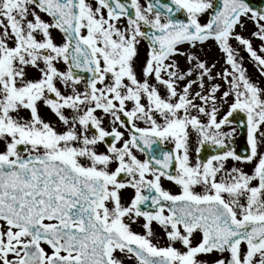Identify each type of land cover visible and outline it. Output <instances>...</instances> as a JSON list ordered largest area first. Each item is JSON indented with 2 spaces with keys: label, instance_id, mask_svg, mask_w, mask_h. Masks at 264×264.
<instances>
[{
  "label": "snow or ice",
  "instance_id": "obj_1",
  "mask_svg": "<svg viewBox=\"0 0 264 264\" xmlns=\"http://www.w3.org/2000/svg\"><path fill=\"white\" fill-rule=\"evenodd\" d=\"M0 264H264V0H0Z\"/></svg>",
  "mask_w": 264,
  "mask_h": 264
},
{
  "label": "rangeland",
  "instance_id": "obj_2",
  "mask_svg": "<svg viewBox=\"0 0 264 264\" xmlns=\"http://www.w3.org/2000/svg\"><path fill=\"white\" fill-rule=\"evenodd\" d=\"M247 67H248L249 74L252 75L254 78H256L258 74L256 73L254 66L249 63Z\"/></svg>",
  "mask_w": 264,
  "mask_h": 264
},
{
  "label": "water",
  "instance_id": "obj_3",
  "mask_svg": "<svg viewBox=\"0 0 264 264\" xmlns=\"http://www.w3.org/2000/svg\"><path fill=\"white\" fill-rule=\"evenodd\" d=\"M254 2H257V3H259V0H254Z\"/></svg>",
  "mask_w": 264,
  "mask_h": 264
}]
</instances>
